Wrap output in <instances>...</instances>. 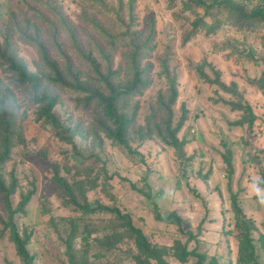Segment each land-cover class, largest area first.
Masks as SVG:
<instances>
[{
	"label": "rangeland",
	"instance_id": "374dc122",
	"mask_svg": "<svg viewBox=\"0 0 264 264\" xmlns=\"http://www.w3.org/2000/svg\"><path fill=\"white\" fill-rule=\"evenodd\" d=\"M185 1L0 0V52L14 53L43 80L56 100L51 112L70 128L64 135L71 139H59L40 104L19 119L6 114L10 124L0 134V155L4 137L9 146L0 179L7 188L14 185L13 222L21 236L30 234L33 264H197L200 258V264H244L232 194L252 224L255 260L264 264V204L256 195V184L264 189V25L241 30L228 23L213 34L190 35L195 12L183 8ZM234 1L248 8L261 2ZM212 14L227 16L224 9ZM206 19L213 22V16ZM34 37L59 70L70 64L82 85L102 95L107 90L96 68L125 86L137 65L143 85L116 106L131 121L129 148L107 136L103 125L110 123L97 102L86 104L88 93L51 80ZM7 66L0 57V80L24 103L30 87L16 84ZM167 73L175 76L178 92L169 106ZM182 106L187 114L177 134L184 142L179 154L159 135H166L169 117L172 127L180 120ZM55 174L68 190L57 186ZM146 186L149 199L138 190ZM2 196L0 264H22L5 227ZM156 213L175 215L180 224L159 221ZM127 218L151 256L126 231ZM183 250L194 253L182 260Z\"/></svg>",
	"mask_w": 264,
	"mask_h": 264
},
{
	"label": "trees",
	"instance_id": "16d2710c",
	"mask_svg": "<svg viewBox=\"0 0 264 264\" xmlns=\"http://www.w3.org/2000/svg\"><path fill=\"white\" fill-rule=\"evenodd\" d=\"M183 4V8L185 10H190L194 7L195 12V20L192 22L193 25V32L190 35L196 34L198 31H205L207 34H213L219 29L223 24H233L236 26L237 29L245 30L249 29L250 27L254 26L255 24H262L264 25V0H261L260 3L253 5L252 7L248 8L247 6L240 4L234 0H213L212 3H208L206 0H186ZM224 9L227 12V16L225 19H218L214 14H212V10H220ZM206 16H213V22H209L206 19ZM189 35V36H190ZM32 42L39 47L41 51V56L45 65L49 68L53 77L51 80L53 82L59 83L62 86L72 89L74 91L79 92H86L89 95L84 98V101L87 105L91 103V101L97 102V105H100L102 117L110 123V126H104V130L107 136L111 137L112 139L116 140L119 144H123L126 148H129L127 141L125 139V134L130 124V119L126 118L123 113H119L116 109L117 102L121 98H125L131 94L136 93L140 86L143 85L141 83V74L137 68V65H132V80L130 84L125 86L115 85L112 83L108 76L101 75L97 68L96 74L100 77L101 81L104 82V86L107 90L106 95H102L101 93L97 92L96 90L90 89L88 86L82 85L81 81L78 78L76 72L72 71L70 64H67L66 72L59 70L56 65L50 61L49 55L46 50L42 47V44L38 42L37 37L30 38ZM0 57L4 59L5 62L8 63L7 71L12 73L16 76L14 82L20 85H28L30 88L35 83V78L37 77L35 74L31 73L30 71L25 72L24 66L21 61L18 60L16 55L13 53H7L6 50L0 52ZM167 80H168V102L166 106L171 105L174 103L175 99L177 98L178 92L176 89V78L175 76H170L167 73ZM1 81V80H0ZM260 88L264 94V82H260ZM10 91H12L10 89ZM4 95L3 89H0V97ZM45 102L42 104L41 108V116L45 118L48 124L53 128L55 134L61 140L69 141L71 138L66 137L64 134L66 131H69L70 128L66 127L65 125L61 124L54 113L51 112L52 108L56 104V100L53 96L47 95L45 98ZM243 109L246 111V114L249 116V123H252L254 120V116L252 114L251 108L248 105H244ZM182 116L180 120L176 123L174 127L171 126V117H169L166 121H164V130L165 134L159 135L162 138V141L165 142L166 145L174 148L179 154L182 153L183 148V141H180L177 137L178 132L183 126V123L186 119L187 111L182 106ZM6 113L0 111V126L6 123L4 130L0 129L1 133H6L7 125L10 124V119H6ZM3 152L0 155V164H2L9 153V146H8V139L4 137L3 139ZM227 169L229 172L232 170V161L230 158V153L227 151V154L224 157ZM53 180L57 183L59 188L67 189V184L65 180L58 177L57 174L54 175ZM144 182L146 181V177H144ZM13 184L10 187H5L3 182L0 179V192L3 194V202L8 213V220L5 223V227L9 229V238L14 244L15 251L17 256L21 259L22 264H33V258L29 254L27 250V244L30 239V234L20 235L16 229L15 223L13 222V216L15 214V210L11 207L10 202V194L13 192ZM131 187L135 188L133 184ZM146 190L142 191L138 189L140 192L143 193L145 197L148 199L151 196L149 188L146 186ZM68 190V189H67ZM29 199V195H26L21 200V207L24 206ZM74 204L77 205L78 208L87 209L84 205H80L76 203V201L72 200ZM153 202V201H152ZM156 207V204H154ZM231 207L234 212L235 216V227L238 231V249H239V260H243L244 264H258L255 260V251L252 244V224L249 220L244 218V214L241 208L237 204L236 195H231ZM101 209L106 210L107 207H99ZM156 219L163 222L168 223H175L180 224V220L175 215H168L162 216L159 213H156ZM125 229L126 231L134 237V240L138 246V248L145 253V255L151 256V250H149L146 246L145 239L139 229H136L132 224L131 221L127 218L125 221ZM264 226V223H263ZM190 235V233H188ZM194 251H185L183 250L181 253V259L185 260L188 256L192 255ZM196 256V255H195ZM201 258L198 259V263H201Z\"/></svg>",
	"mask_w": 264,
	"mask_h": 264
},
{
	"label": "clouds",
	"instance_id": "9594fccd",
	"mask_svg": "<svg viewBox=\"0 0 264 264\" xmlns=\"http://www.w3.org/2000/svg\"><path fill=\"white\" fill-rule=\"evenodd\" d=\"M24 70L28 71L27 65L24 66ZM0 89L4 91V95L0 97V111L10 115L13 119L21 118L27 107L43 104L44 98L50 93V89L39 77H36L33 86L25 91L24 103H21L20 99L10 91V84L0 81ZM256 195L259 202L264 204V189H261L258 184H256Z\"/></svg>",
	"mask_w": 264,
	"mask_h": 264
}]
</instances>
